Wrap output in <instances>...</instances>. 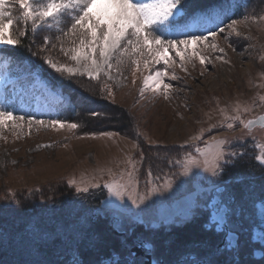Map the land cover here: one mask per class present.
<instances>
[{"label":"snow or ice","instance_id":"obj_1","mask_svg":"<svg viewBox=\"0 0 264 264\" xmlns=\"http://www.w3.org/2000/svg\"><path fill=\"white\" fill-rule=\"evenodd\" d=\"M236 7L239 9V5ZM230 10L231 6L224 0L204 6L194 4L193 0H0V59L17 63L20 76L14 83H29L35 76L31 67L35 65L40 72L52 70L58 79L71 81L87 77L89 81L94 80L100 85L98 94L113 104L115 92L112 85L124 86L126 69L131 72L132 83L135 84L137 73L162 65V70L143 76L139 95L144 99L145 93L151 91L153 99L162 96L167 100L175 89L173 83L166 81L183 79L176 72L177 61L179 68L188 73V65L195 68L198 60L202 66L200 75L203 76L207 65L214 66L216 61L230 63L225 59V47L220 46L221 36L227 42L234 36L239 38L243 35L241 25L264 23V9L259 13H241V19H233L228 14ZM232 14L236 15V12ZM227 47L232 45L229 43ZM54 52L65 57L66 62L56 59ZM24 53L28 55L24 56ZM260 59L264 60V56ZM24 60L29 63H23ZM19 98L14 90L8 93L5 89L0 93V139L7 140L3 135L5 130L14 132L19 138L21 133L30 134L33 128L37 131L41 128L75 131L82 127L66 119L45 120L32 113L19 115L16 107ZM89 100L90 97L85 96L82 102L88 103ZM257 108L264 113V96L259 97V102L254 100L251 106L236 102L231 111L228 106L220 107L223 119L208 123L207 127L203 126L207 121L197 120L196 123L201 125L197 132L182 142L174 139L163 149L159 147L160 141L144 136L147 150L139 142L132 145L138 159L128 154L119 162L124 165L119 171L111 168L99 170L108 179L97 180L93 176L88 182H78L74 178L67 181L77 194L106 189L107 196L115 198L101 201L103 206L96 208L84 207L82 200L79 207L87 217L96 218L106 217L116 210L118 214L113 215L115 223L127 224L121 228L120 260L80 259V239H76L71 245H66L71 249V259H33L22 264H146L142 258H135L133 248L152 251V245L146 244L145 240L163 237L161 233L149 235L138 232L137 225L166 228L177 220L194 218L201 211L202 197L211 202H206L204 209L213 210L211 221L205 222V226L214 223L219 227L225 220L230 221L234 215L235 194L230 187L222 185L239 183L242 178L237 176L235 181H231L225 180L224 176L229 175L230 169L251 161L260 162L258 167L264 176V143H257L254 135L257 127L264 130V114L246 118V114ZM102 115L90 111L91 117L99 119ZM205 115L208 121L212 119L210 114ZM237 128L243 130L242 135H211L214 130L235 132ZM25 129H28L27 133ZM85 135L115 138L119 133L101 131ZM135 135L137 138L141 136L138 131ZM248 139L253 141L255 149H259V154L253 150L249 155ZM233 141H244L239 144L244 151L233 150ZM9 192L10 196L5 199L19 204L17 193L11 189ZM260 198L264 200V186ZM221 209L223 215L218 217L217 212ZM260 239L264 243V230ZM33 240L40 241L43 237L34 232ZM234 240L235 237L229 233L223 247L209 245V257H223L228 248L236 247ZM173 243L170 238L163 239L166 248H171ZM102 245L103 241L96 235L87 240V247L92 251ZM212 258L184 261L183 264H241L239 260L218 261ZM151 264L173 262L159 259L152 260Z\"/></svg>","mask_w":264,"mask_h":264},{"label":"rangeland","instance_id":"obj_2","mask_svg":"<svg viewBox=\"0 0 264 264\" xmlns=\"http://www.w3.org/2000/svg\"><path fill=\"white\" fill-rule=\"evenodd\" d=\"M261 9H264V0H253L246 13H259ZM240 31L243 35L239 38L234 36L226 42L221 36L219 40L220 46L225 47L227 52L225 59L230 63L216 61L214 66L207 65L203 76L200 75L202 66L198 60L195 68L188 65V73L179 68L177 61L176 72L183 79L166 81L173 83L175 89L170 99L166 100L162 96L153 99L151 91L145 93L144 99H141L139 95L143 76L156 70H162V65H154L150 69L143 70L142 73H137L135 84L132 83L131 72L126 69L124 76L127 79L124 86L112 85L115 92L114 104L110 99L98 94L100 85L96 81H89L87 77H82L76 79L78 84L85 91H89L95 99L97 98L96 103L90 100L92 103L86 105L85 108L88 110V113H85L86 116L91 117V110L98 112L97 107H101L103 100L109 102L112 107H116V109L113 108L115 111L109 109L99 111L103 113L101 116L104 118L103 122L85 125L81 116H78L71 121L82 126L78 130L56 131L51 128H41L37 131L33 128L30 134L21 133L19 138H16L14 132L5 130L3 135L7 137V140L0 139V264H22L23 261L33 259H71V249L66 245H71L76 239H80V252L82 253L80 259L91 258L103 261L115 259V257L122 258L120 241L123 232L121 228L127 227V224L117 225L115 223L113 215L118 214L116 210H112L106 217L96 218L87 217L79 207L82 200L84 207L96 208L103 206L101 201L115 198L108 197L106 189H100L93 190L89 194L76 193L75 197L58 198L57 196L55 199L59 192L58 188L66 186L74 190V187L67 183L72 178L78 182L81 180L88 182L93 176L97 180L108 179L109 177L102 175L99 170L111 168L119 171L124 167L119 162L124 160L128 154L138 159L136 149L132 145L139 142L140 146L147 150L148 145L143 139L144 136L160 141L159 147L163 149L164 145L172 140L182 142L190 134L197 132L201 126L196 123L197 120L207 121L203 125L207 127L208 123H216L223 119L219 113L220 107L228 106L231 111V107L236 102L248 106H251L254 100L259 102V97L264 96V60L260 59L264 56V23H250L247 27L241 25ZM229 43L232 45L231 48L227 47ZM53 55L56 59L66 62V58L62 55L56 52ZM212 55L214 57L215 54ZM7 63L5 60H0V93L5 89L8 93L12 90L16 91L17 96L20 97L16 102L21 109L19 111L23 112L22 115L33 112L38 116L37 118L48 120L44 114L55 113L56 103L62 99L60 90L52 89L38 74L28 84L14 83L16 81H11L6 77ZM109 83L112 82L109 81ZM122 113L126 115L127 120L121 119ZM206 113L212 116L210 121L207 120ZM260 114L262 112L257 108L254 112L246 114V118ZM181 116L184 118L181 119ZM101 131L116 132L119 135L115 138L85 135ZM137 131L141 134L139 138L135 135ZM27 132L28 129H25V133ZM242 134L243 130L240 128H237L235 132L220 129L211 133V135L218 136ZM254 135L257 137V143H264V130L257 127ZM241 143L244 141H233L235 145L233 150L238 149L243 152L244 149L239 148ZM49 144L52 146L44 147ZM247 150L249 155L253 150L259 154V149H255L251 139L247 140ZM155 151L156 149L153 148V152ZM12 161L16 163L13 164ZM254 162L260 163L259 161ZM237 176L242 178L241 182L230 186L236 189L235 186L238 185L236 191L239 194L247 189L253 177L259 178L260 182L264 183V176L254 173L239 175L230 171L224 179L235 181ZM9 189L17 193L16 199L20 201L19 204L14 200L5 199L10 196ZM35 197L39 205L45 203L49 205V208L36 214L8 212L9 209L19 206L23 200L34 203L33 198ZM206 202L207 198L202 197L201 211L194 218L177 220L176 223L168 225L164 232L170 227L181 225L197 217H202L204 223L209 222L207 210L203 207ZM104 218L107 219V232L117 237L119 241L117 242L118 248L110 249L111 256L103 258L101 253L99 254L103 250V245L100 249L92 251L87 247V240L93 235L100 238L95 231L99 227L94 223ZM243 221L247 224L246 219L243 218ZM34 232H39L43 240L34 241ZM151 233L149 231L146 234ZM157 239L159 237L154 240H145L153 245L152 258L166 259L172 261L173 264H183L182 261L184 259L189 261L188 258L190 260L212 258L208 255V247L209 245L215 247L219 240L218 237L212 240L204 238L202 241L192 239L189 243L183 244V248H186L184 251L165 257L169 248L164 245L161 247ZM141 249L145 253L136 254L135 258H142L146 264H149L146 261L148 251ZM243 249L246 253L250 251L247 245H244ZM191 255L193 258H190ZM253 264H259V262H253Z\"/></svg>","mask_w":264,"mask_h":264},{"label":"trees","instance_id":"obj_3","mask_svg":"<svg viewBox=\"0 0 264 264\" xmlns=\"http://www.w3.org/2000/svg\"><path fill=\"white\" fill-rule=\"evenodd\" d=\"M215 2L216 0H193V3L199 6H204ZM224 3L226 5L231 6V10L229 11L228 14L232 16L233 19H238L242 17L241 13L247 12V10L251 7L253 0H224ZM237 5H239V9H237L236 7ZM233 12H236V15H233L232 14ZM6 47H11V46H6ZM23 55L27 56L28 54L24 53ZM23 63L28 64L29 62L27 60H24ZM31 67L35 75L38 74L42 79H44L47 82V84L52 89L60 90L62 95V99L56 103L55 113L51 115L44 114L45 118L48 119L60 118V119L73 121L74 119H76V117L81 116L82 121L85 123V125H94L92 123H99L100 121L103 122L104 119L103 117L97 119L94 117L86 116L85 113H88V110L85 108L86 105L92 103L90 100L95 101L97 98L95 99V97H93L92 94L89 93V91L87 90L85 91L83 87L78 84L77 80L70 81L67 79H58L50 69L44 72H40L39 69L35 67V65H32ZM6 73L8 79H10L11 81H18L20 73L17 67V63L8 62L6 67ZM85 96L90 97L88 103L82 102ZM16 107H17V114L22 115L23 112L19 111L21 109H19V105H17V102H16ZM113 108L116 109V107H112V105H110L109 102L103 100L101 107H97V111L99 112L102 109H109L110 111H115ZM29 113L34 114L33 112H28V114ZM25 115H27V113ZM126 118H127L126 115L125 114L123 115L122 113L121 119L125 121L127 120ZM119 120H120V116H119ZM258 165L259 164H257L256 162L251 161L250 163L244 166L232 168L230 169V171L233 174H239V175L253 174V173L260 174V169ZM58 190L59 192L58 195H56L55 199L57 198V196L58 198L59 197L69 198V197H75L76 195V192L73 189L67 188L66 186L59 187ZM36 198L37 197L33 198L35 199L34 203L22 199L23 201L19 206H16L13 209H9L8 212L12 211L21 214H36L44 211L46 208H49V205L45 203L39 205L37 203L38 201H36ZM94 224H97V227H99L97 230H95L96 234H98L100 236V239L104 242L102 248L103 250L99 252V254L101 253L103 258L108 256L110 257L111 256V254H109L110 249L118 248L117 242L119 240L117 237L107 232L106 229L107 219L105 218L101 219L98 222H95ZM203 225H204V221L202 217L199 218L197 217L181 225L170 227L169 229H167L166 232H164L165 227H157L156 229H151V228H145L144 224L137 225L136 231L143 233H147L149 231L161 233L163 238L159 237V239H157V243L160 242L161 247L163 246V239L170 238L174 243L173 246L166 251L168 254H166L165 257H169L168 255L170 254H175V253L179 254L178 252L184 251L186 248H183V244L189 243L190 240L192 239H194L195 241H202L204 238L208 240H212L218 237L216 234L207 231Z\"/></svg>","mask_w":264,"mask_h":264},{"label":"flooded vegetation","instance_id":"obj_4","mask_svg":"<svg viewBox=\"0 0 264 264\" xmlns=\"http://www.w3.org/2000/svg\"><path fill=\"white\" fill-rule=\"evenodd\" d=\"M222 186L231 188L229 185ZM262 186H264V183H261L259 178L253 177L251 184L248 185L242 194L236 191L238 190V185L235 186L236 189L231 188V191L235 194V202L232 205L234 215L230 221H227V226H222L221 231L217 230L214 224L205 226L204 223L203 226L207 231L218 236L219 240L216 246L223 247L225 245L226 241H223V238L227 228L229 232L237 235L233 241L236 247L228 248L223 257H216L214 259L218 261H222L223 259L239 260L241 264H253V262L264 264V243L260 239L262 230H264V200L260 198ZM207 203L210 204L211 202L207 201ZM206 210L208 215L207 220L209 221V216L213 210L211 208ZM242 215H244L243 218L246 219L247 224L243 221ZM254 236L256 240H253ZM244 245L248 246L249 252L243 251ZM256 253L260 255L257 257ZM190 258H193V255ZM120 259V257H115L113 260ZM188 260L191 261L189 258ZM184 261L186 260L184 259L182 262ZM182 262L180 261V263Z\"/></svg>","mask_w":264,"mask_h":264},{"label":"water","instance_id":"obj_5","mask_svg":"<svg viewBox=\"0 0 264 264\" xmlns=\"http://www.w3.org/2000/svg\"><path fill=\"white\" fill-rule=\"evenodd\" d=\"M262 114H264V113H262ZM211 213H212V212H211ZM222 215H223V211H222V209H221L220 211L217 212V216L219 217V216H222ZM210 221H211V214H210V216H209V222H210ZM212 224H214V223H212ZM225 224L228 225L227 220H225L224 222H222L221 225H220L219 227L216 226V229L219 230V231H221V230H222V226L225 225ZM210 225H211V224H209L208 226H210ZM229 233H230L232 236H234L235 239H236L237 235L232 234L231 232H229V231H228V228H227V231H226V233L224 234L223 241H226L227 235H228ZM253 240H256L255 236H254ZM145 243H146V244H151V245H152V243L147 242V241H145ZM152 247H153V245H152ZM145 250L148 251L147 249H145ZM133 251L135 252V255H136V254H140V253H145V251H143V250H142L141 248H139V247H135V248L133 249ZM151 255H152V254H151V251H148L147 254H146V257H147V258H146V259H147L146 261H147L149 264H151V261H152V260H155V259L152 258ZM255 255L258 257L260 254H257V253H256Z\"/></svg>","mask_w":264,"mask_h":264}]
</instances>
